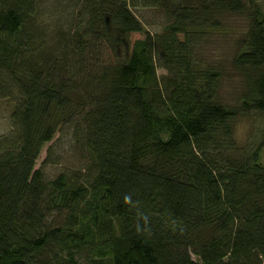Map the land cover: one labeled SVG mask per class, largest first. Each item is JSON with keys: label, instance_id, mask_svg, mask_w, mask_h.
Wrapping results in <instances>:
<instances>
[{"label": "trees", "instance_id": "trees-1", "mask_svg": "<svg viewBox=\"0 0 264 264\" xmlns=\"http://www.w3.org/2000/svg\"><path fill=\"white\" fill-rule=\"evenodd\" d=\"M228 33L229 72L203 51ZM6 94L0 264H264V131L234 137L264 116V0H0ZM58 129L60 152L35 169ZM65 154L75 165L47 179Z\"/></svg>", "mask_w": 264, "mask_h": 264}, {"label": "rangeland", "instance_id": "rangeland-1", "mask_svg": "<svg viewBox=\"0 0 264 264\" xmlns=\"http://www.w3.org/2000/svg\"><path fill=\"white\" fill-rule=\"evenodd\" d=\"M47 3L51 0H45ZM46 5V4H45ZM48 6V4H47ZM52 7V6H51ZM71 12H74V10ZM45 14V13H44ZM41 19H44V16L41 14ZM137 16L142 21L145 29L149 31L151 34L160 31L165 24V18L161 14V12L153 9H144L137 12ZM230 24L234 26L232 36L236 38L239 35L240 29L244 28V21L242 18H234L229 20ZM144 37V34L134 33L131 34L130 40L127 46L123 47L122 51H129L132 47V43L136 39H141ZM211 41L209 44H206L203 49L204 55L207 61H216L224 63L227 72L230 70V64H228V60H230L235 53H238V43L232 41L231 34H225L224 36H215L211 37ZM120 54V53H119ZM114 60V59H113ZM163 71L158 70V74H162ZM231 74V73H230ZM235 79V80H234ZM233 81L223 82L222 88L220 91V95L224 98H228L233 100L235 97V93L239 89L238 79L234 77ZM14 96L6 94L4 97H0V136L9 134L12 130L10 123V113L14 106ZM264 131V116L255 114L248 118H239L236 122L235 134L234 137L236 141L240 144H251L256 142L260 137L261 132ZM62 130L58 129V131L54 134L51 141L45 143L39 153L38 158L36 159L35 169L40 168L43 160L47 156V151L50 150V159L54 158V154H58L60 151L57 149V144L61 145L59 141L63 139ZM64 149H68V144H64ZM260 163L264 164V148L261 149L259 155ZM58 160V161H56ZM56 164L47 163L42 167L43 173L47 179L53 178L57 173H59L60 169L64 166H72L75 165L73 160L68 158V155L65 154L64 160L55 159ZM64 162V165L61 166ZM66 164V165H65Z\"/></svg>", "mask_w": 264, "mask_h": 264}]
</instances>
